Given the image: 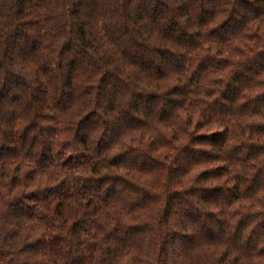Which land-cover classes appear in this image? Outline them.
Segmentation results:
<instances>
[{
	"label": "trees",
	"instance_id": "obj_1",
	"mask_svg": "<svg viewBox=\"0 0 264 264\" xmlns=\"http://www.w3.org/2000/svg\"><path fill=\"white\" fill-rule=\"evenodd\" d=\"M59 6L0 0V264H264V0Z\"/></svg>",
	"mask_w": 264,
	"mask_h": 264
},
{
	"label": "clouds",
	"instance_id": "obj_2",
	"mask_svg": "<svg viewBox=\"0 0 264 264\" xmlns=\"http://www.w3.org/2000/svg\"><path fill=\"white\" fill-rule=\"evenodd\" d=\"M55 2V0H54ZM59 7L55 9V12L62 17V19L66 20L68 17L69 10H75L76 7H89L91 8L94 3L102 2V0H58ZM132 0H113V6L117 9L115 16L112 15L111 11L107 13H100L93 20L91 23L95 26V31L98 33L99 36V45H103L102 51L99 55L104 56L105 59H108L109 56H112L114 61L119 62L120 55H119V45L120 41L124 35V29L119 23V16H120V7L124 6L127 7L128 4H131ZM48 15L47 10L41 11V22H43V18ZM82 19L86 20V17H82ZM66 31V30H65ZM107 31V36H105V32ZM21 49H18L21 54H27L24 52L23 44L24 42L21 41ZM50 50H52V56L55 61V58L59 55V48L55 47L51 40L49 41ZM77 59L75 54L69 57V62L74 61ZM55 67V62L52 65ZM99 78V77H98ZM97 78V79H98ZM87 113H85L86 115ZM82 118V117H81ZM195 120H193V124ZM107 135V133H105ZM124 143L130 147H136L137 143L133 138H125ZM109 170L103 169L100 175L106 174ZM93 173L90 171H77L74 173V176L81 177V176H91ZM246 204L249 202H245ZM216 211H219L216 209ZM155 226V221H153ZM159 232V229H155ZM218 255V253H216ZM130 257H134L137 259V264H156V251L151 249L150 245L145 244L139 251L132 252L129 254L128 257H125V261H127Z\"/></svg>",
	"mask_w": 264,
	"mask_h": 264
},
{
	"label": "rangeland",
	"instance_id": "obj_3",
	"mask_svg": "<svg viewBox=\"0 0 264 264\" xmlns=\"http://www.w3.org/2000/svg\"><path fill=\"white\" fill-rule=\"evenodd\" d=\"M77 108H76V100L73 101V111H76Z\"/></svg>",
	"mask_w": 264,
	"mask_h": 264
}]
</instances>
